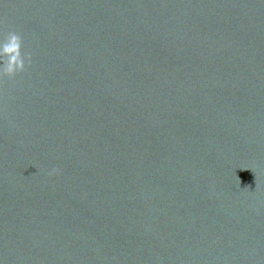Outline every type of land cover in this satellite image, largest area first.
<instances>
[{
	"label": "water",
	"instance_id": "95a60500",
	"mask_svg": "<svg viewBox=\"0 0 264 264\" xmlns=\"http://www.w3.org/2000/svg\"><path fill=\"white\" fill-rule=\"evenodd\" d=\"M8 32L2 264H264V0H0Z\"/></svg>",
	"mask_w": 264,
	"mask_h": 264
},
{
	"label": "clouds",
	"instance_id": "9594fccd",
	"mask_svg": "<svg viewBox=\"0 0 264 264\" xmlns=\"http://www.w3.org/2000/svg\"><path fill=\"white\" fill-rule=\"evenodd\" d=\"M22 42L19 35L8 32L0 33V79L12 78L25 70L31 63V55L22 52ZM53 168L49 175L57 173ZM2 264V262H0Z\"/></svg>",
	"mask_w": 264,
	"mask_h": 264
}]
</instances>
